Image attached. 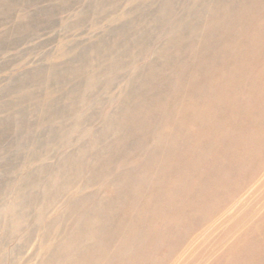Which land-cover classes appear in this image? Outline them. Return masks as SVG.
Instances as JSON below:
<instances>
[{"label":"bare ground","instance_id":"bare-ground-1","mask_svg":"<svg viewBox=\"0 0 264 264\" xmlns=\"http://www.w3.org/2000/svg\"><path fill=\"white\" fill-rule=\"evenodd\" d=\"M0 1L27 9L57 2L1 32L0 50L17 44L4 42L10 35L29 36L57 25L53 17L70 8L65 0ZM125 3L131 5L128 11L117 15ZM98 5H109L106 17L113 15L117 24L88 46L62 47V62L14 78L7 90L16 95L14 107L42 99L43 91L51 89L44 96L47 104L0 120V142H5L16 129L13 120L39 113L66 117L60 129L51 131L47 144L54 148L56 139L67 138L72 128H88L104 117L99 129L88 132L93 149L83 142L63 153V142L58 150L44 144L29 159L38 161L51 151L57 157L54 166L44 163L21 179L17 199L29 185L42 188L46 194L37 198L49 203L80 178L84 189L99 186L87 194L81 188L72 191L74 198L60 220L46 223L44 241L61 219L65 238L49 249L45 264H170L195 245L188 264H264V215L251 224L257 234L240 235L220 256L206 253L204 244L197 249L201 235H207L206 243L225 240L254 204L241 207L239 201L224 210L247 189L233 183L242 175V160L264 146V0H98ZM4 11L1 22L15 18L10 7ZM83 21L79 17L76 24ZM102 86L105 100L97 93ZM115 89L123 95L114 96ZM102 101L117 106L101 113ZM82 105L88 108L80 114ZM68 120L73 122L68 125ZM243 123L247 126L240 128ZM50 172V181L43 182ZM12 175L4 178H18ZM255 190L253 200H262L264 183ZM35 203L36 194L12 207L16 226ZM42 207L43 214L52 209ZM261 208L264 214V204ZM233 210L239 216L231 218ZM219 227L223 230L216 236Z\"/></svg>","mask_w":264,"mask_h":264},{"label":"rangeland","instance_id":"rangeland-1","mask_svg":"<svg viewBox=\"0 0 264 264\" xmlns=\"http://www.w3.org/2000/svg\"><path fill=\"white\" fill-rule=\"evenodd\" d=\"M65 1L69 3L70 8L65 13L53 17V19L58 22L57 25H54L52 28L49 27L50 29L48 28L47 30L44 29L45 27H42L43 29L40 28L42 29L40 32H36V30H33L34 33H30L29 36L10 35L8 36L6 41H4L7 43L17 42V46H11V50L8 49L9 47L0 50V65H6V67L4 66V69L1 70L0 68V120H5L7 116L11 115L13 112H30L35 108H42L43 106H45V104H47V100L45 98L47 96L46 93L49 94L51 89L43 91L45 94L42 95V99H30L31 101H22L20 103H17L18 106L14 107V100L12 97H15L16 95H10L9 91H7L8 87L10 88L13 85L14 78H22V75L25 76L26 73L35 74L37 68H46L49 67L50 64L52 65L53 63L62 62L63 59L61 58L60 51L62 47L70 44H80L81 46H88L90 45V43H92V41H96L98 38L105 35L107 31L112 29L117 24H115V21L112 20V18L114 17L113 15L109 18L106 17V13L110 11V6H105L102 9L101 7L98 8V0ZM56 3L46 2L32 6L29 9H27L24 5H13L12 3L9 5H3L2 3H0V23H3V25H0V33L3 31H11L16 26L17 22H19L20 20L23 21V19L26 20V16L28 15V13L43 10L47 7H53L56 5ZM7 6L10 7L13 14H15V18L10 21L8 20L7 22H1V17H4V10H6ZM130 6L131 5H129V3H125L123 8L119 10L117 15L120 16L125 11H128ZM79 17L83 18L84 21L82 22V24L77 25L76 22L78 21ZM68 25L70 26V28H66ZM1 42L3 43V41H0V43ZM79 48L80 47H77L76 49ZM92 61L93 60L91 59L90 62ZM149 61L150 58H147L142 63H147ZM72 84H74V81L66 85V88L64 90L66 92L69 91L73 86ZM103 88L104 87L102 86L100 87V90H98V97H103L105 95ZM32 89L35 90L34 88ZM113 95L119 97L123 94L120 93L119 89H115L113 91ZM37 96L39 97L38 94ZM107 97L105 95L104 100ZM64 104L67 105L68 102L64 101ZM61 105L62 103L59 104V106ZM100 106L101 108L99 109V111H101V113L102 111L110 112L116 108L117 102L109 105L108 102L102 101ZM82 107L83 109L81 110L80 114L85 113L88 108V106L85 107L83 105ZM63 118L66 117H42V115L39 113L38 115H31V117H26L23 120H13L11 121V124L13 125L12 127L14 129L16 128L14 130L15 132L13 131L12 137H10L7 141L0 142V145L2 146H0V264H45L49 249H54L55 247L59 246L62 243V239L65 238V233H62L59 230L61 224L65 223L64 220L61 219V221L56 224L54 231L47 241H44L46 230L45 226L47 222H51L54 219L60 220L64 209L67 208L69 202L74 198L70 195L72 191H75L77 188H81L82 190L84 189V179L80 178L77 181H73V188L69 187L70 189H67L68 192L62 197L57 196L56 203H52L53 201H50L49 203L47 198L44 202H41L40 198H37V196L42 195V198L46 193H43L42 188H38L37 186L35 187L33 185H29L28 187L23 186L22 188H24V190H22L21 194L24 197L17 199L19 197L18 193H20L17 192V190L22 183L21 179H23L28 172H33L44 163L48 166H54L57 157L54 158L53 151L49 152L48 154H46V157L38 161L30 162L29 159L30 157H32V154L37 151L38 147H41L44 144V146L51 145L47 144L52 133L51 131L53 129H60V127L63 125ZM103 121L104 117H100L96 121L93 120L92 122L94 123L92 124V126L82 129L83 131L81 129L72 128L67 138H65L64 140H62L61 138H57V141L54 142V148H51L52 145L48 148L58 150L57 147L59 146V143L63 142L66 145L65 149L63 148L59 150V152L64 153L70 152V150H74L75 148L73 147L75 144L85 142L90 145V149H93L92 146L94 138L91 133L88 132L90 128V131L99 129ZM72 122L73 120H68L66 123L70 125ZM4 125L5 123H3L1 127ZM246 126L247 125L243 123L240 125V128H245ZM18 128L24 129V131L21 135L18 134L17 136V132L19 131ZM67 144H69V146H67ZM251 154L253 155H251V157L247 156V160H242V175L240 174V176L236 177L233 182L234 184L235 182H237L235 187H238L241 184H245L243 186H246L247 189L245 188V192L240 197H237L238 195H234L230 205H228L224 210L230 208L232 205L235 206L234 203H237L239 201H241V207L245 206L244 204H247L250 201H252L254 204L252 206L250 205V210H246L245 217L242 218L240 223L236 224L233 232L230 234V236L228 235L225 240L220 242L210 241V243H206L205 239L207 235H199L200 243L197 244L198 250L199 246L201 244H204L208 246L205 250L206 253L208 251L213 256L218 257L217 255L219 254L220 256L223 250L228 245L232 244L234 239L240 237V235L243 236L246 232L257 234L255 230L250 231V229L252 227L251 224L259 219V217H261L259 215H264L260 212L262 210L261 207L264 204V191L261 192V195L263 193L260 198L262 200L257 201V197H255L256 200H253L256 191L255 189L261 182L264 183V146H262L260 150H254ZM46 158L48 159L46 160ZM243 171H245L248 175H246ZM249 171H252V173L254 172V174L256 173V175L252 173L249 174ZM11 173H13L12 176H16L17 174L16 177L18 178L6 180L4 176ZM51 174L52 172L44 174L43 182H49ZM253 178V182L246 185L247 181ZM98 188L99 186L95 185L84 189L83 192L86 194L91 193L93 191H96ZM233 189L234 188H231V190ZM34 194H36L35 208H33L34 211H32L29 217L24 218V222L22 225L16 226V214L10 212L12 210V207L16 204L24 203L26 199L31 198L32 196H34ZM50 196L51 195H48L46 197L50 198ZM24 205H26V203ZM40 206H43L42 208L44 209L48 207H51L52 209L44 212L43 214V212L39 211L38 209ZM229 213L231 214V218H235L234 216L237 217L240 214L238 210H233V212L230 211ZM221 225L223 224L221 223ZM220 228H222L223 230V227H219L218 230L214 231L216 236L220 234L219 231L222 232ZM189 244V242L186 243L187 247L189 246ZM194 248L196 249V245ZM194 248L181 250V253L179 252V254L177 255V257L180 256L181 260H179V258V262H175L177 258L176 257L172 262H170V264H188V262L193 258L192 252L194 251ZM60 261H58V263ZM200 264H206V261Z\"/></svg>","mask_w":264,"mask_h":264}]
</instances>
